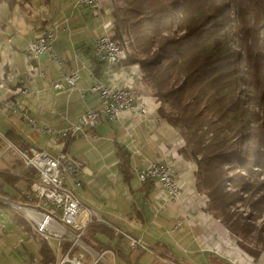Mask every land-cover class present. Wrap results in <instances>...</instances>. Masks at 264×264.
Instances as JSON below:
<instances>
[{
    "label": "crops",
    "instance_id": "crops-1",
    "mask_svg": "<svg viewBox=\"0 0 264 264\" xmlns=\"http://www.w3.org/2000/svg\"><path fill=\"white\" fill-rule=\"evenodd\" d=\"M112 7V0H100L98 8L78 0H20L0 11V99L14 101V108L0 106V135L11 129L29 146L54 155L62 144L40 128H65L86 109L99 110L101 100L98 93L89 90L91 84L100 81L132 88L146 98L147 112L123 109L116 119L101 112L95 127H85L84 133L68 141L67 151L80 163L81 172L77 180H66L82 186L77 197L84 204L140 237L145 247L130 248L124 237L115 246L118 234L103 223L93 222L85 233L91 225L102 224L114 236L98 231L96 236L105 245L96 249L87 244L92 251L86 250L83 263L111 264L102 256L109 252L112 264H169L167 259L177 264H248L247 253L234 243L224 223L212 215L206 194L196 188L197 165L182 152L184 135L159 115L160 101L139 65L124 63L123 59L118 64L104 61L94 72V42L103 32V23L111 21ZM48 26L54 27L53 48L58 59L46 54L30 57L28 41ZM73 70L79 73L73 87L65 83L52 86L53 81ZM22 112L30 114L35 125L23 118ZM118 145L129 152L131 176L127 181L119 171ZM13 152L3 159L0 171L19 176L15 183L18 189L12 186L14 190L7 191L21 202L18 190L26 188L23 176L29 167ZM149 161L175 168L180 189L177 198L166 199L155 180L148 191L139 189L142 181L133 169ZM262 256H256L252 264H264Z\"/></svg>",
    "mask_w": 264,
    "mask_h": 264
},
{
    "label": "trees",
    "instance_id": "trees-1",
    "mask_svg": "<svg viewBox=\"0 0 264 264\" xmlns=\"http://www.w3.org/2000/svg\"><path fill=\"white\" fill-rule=\"evenodd\" d=\"M19 1L0 0L9 6ZM112 2L111 37L127 42L123 62L139 65L160 101L159 115L184 135L182 152L196 162V188L207 194L208 209L236 235L247 237L256 230L255 242L264 246V235L257 231L253 217L233 210L243 200L240 190L250 198L264 183L257 179L264 174V0ZM91 61L94 72L104 63L95 55ZM3 136L19 149L29 146L11 129ZM3 143L0 136L1 148ZM116 154L127 181L129 152L118 145ZM34 173L32 167L25 171V189ZM18 179L0 171V194L14 200L17 195L3 184L16 187ZM153 182L146 179L139 189L148 191ZM19 222L31 231L23 218ZM98 231L114 236L108 227L93 224L83 241L101 249L105 243L96 236ZM117 236L115 246L123 237ZM246 249L255 257L260 253ZM39 252L44 260L54 258L46 240L41 239Z\"/></svg>",
    "mask_w": 264,
    "mask_h": 264
},
{
    "label": "built area",
    "instance_id": "built-area-1",
    "mask_svg": "<svg viewBox=\"0 0 264 264\" xmlns=\"http://www.w3.org/2000/svg\"><path fill=\"white\" fill-rule=\"evenodd\" d=\"M78 1L95 8L100 6V0ZM111 27V21L103 23V32L95 39L93 51L98 59L104 60L107 64H118L125 58L128 46L125 40L120 41L111 37ZM54 37V27L48 26L38 36L30 39L27 44V52L30 57L37 58L38 55L46 54L49 58L57 60L58 55L53 48ZM78 78V71L73 70L70 73H64L61 79L53 81L52 86L61 87L65 83L67 86L73 87ZM89 90L99 94L101 100L99 110L86 109L65 128L55 130L46 126L40 128L62 144L56 154L52 155L45 150L31 146L26 149L27 167H32L35 170V177L32 178L28 188L29 226L34 234L51 244L54 251L52 260H44L40 256H34L31 264H84V253L86 250H92L83 241V235L88 225L93 222L109 226L115 234L126 238L130 248L145 247L140 237L130 233L120 225L111 223L94 208L84 204L73 189L65 184V180L69 177L77 180L81 172L80 163L73 159L67 151V143L71 138L81 132L84 133L83 131L87 126L95 127L101 112L110 119H116L123 109L139 114L147 112L146 98L132 88L118 87L113 84L95 81L90 85ZM27 91L28 88L24 85V92ZM1 105L12 107L9 99H0ZM25 119L35 125L33 117L26 112ZM0 136L6 142V148H12L18 156V147L5 139L3 135ZM174 169L169 164L149 161L145 166L134 167L133 172L140 181L155 180L165 198L173 199L180 194ZM206 200H208V197H206ZM3 205L10 208H20V202L0 194V228L4 224ZM93 253L97 258H102L100 253ZM166 262L177 264L168 259Z\"/></svg>",
    "mask_w": 264,
    "mask_h": 264
},
{
    "label": "rangeland",
    "instance_id": "rangeland-1",
    "mask_svg": "<svg viewBox=\"0 0 264 264\" xmlns=\"http://www.w3.org/2000/svg\"><path fill=\"white\" fill-rule=\"evenodd\" d=\"M5 10H7V5L5 3H0V11ZM3 144L6 145V142ZM12 152V148L5 149L4 147H0V166L2 165L3 159L12 154ZM17 158L19 157L17 156ZM19 160L21 159L19 158ZM257 179L264 182V174L260 175ZM65 184L71 187L76 195L80 196L82 193V186L73 185L69 180H66ZM4 189L8 191L14 190V188L9 185H5ZM228 189L234 188H231V185L228 184ZM239 195L243 197V200L238 201L234 205L233 210L239 212L242 216L248 215L253 217V222L258 229L257 231L260 230L261 234L264 235V183L260 185L259 191L250 198L247 193H244L241 190L239 191ZM205 197H208L207 194ZM2 216L4 218V224L3 227L0 228V264H29L33 256L40 254L39 247L42 238L19 222L21 218H24V215L18 208H10L7 205H3ZM256 233L255 230V232L252 231L247 237H243L241 235H236L229 230V235L235 240L234 243L237 244L243 252L247 253L248 264H252L253 261H255V256L249 253L246 247L258 249L260 251L259 254L264 255V246H261V243L256 244L255 242ZM102 256L112 264L111 253L104 252ZM100 262L104 263L102 260H100L99 263Z\"/></svg>",
    "mask_w": 264,
    "mask_h": 264
},
{
    "label": "bare ground",
    "instance_id": "bare-ground-1",
    "mask_svg": "<svg viewBox=\"0 0 264 264\" xmlns=\"http://www.w3.org/2000/svg\"><path fill=\"white\" fill-rule=\"evenodd\" d=\"M24 90V88H23ZM9 101L11 102V106H8V105H1V107H4L6 109H10V108H14V101L10 100ZM21 116L23 118H25V112H22L21 113ZM18 157L21 159L22 163L24 166L27 167V153H26V150H23V149H19L18 148ZM21 194L23 195L24 199L20 202V208L18 207H15V208H18L24 215V221L29 225V207H28V189H22L21 190ZM11 208H14V207H11ZM31 264V262H30Z\"/></svg>",
    "mask_w": 264,
    "mask_h": 264
}]
</instances>
